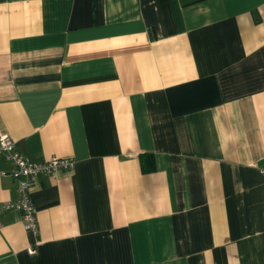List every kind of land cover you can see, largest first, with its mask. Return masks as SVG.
I'll return each instance as SVG.
<instances>
[{
  "label": "crops",
  "instance_id": "0c3cea01",
  "mask_svg": "<svg viewBox=\"0 0 264 264\" xmlns=\"http://www.w3.org/2000/svg\"><path fill=\"white\" fill-rule=\"evenodd\" d=\"M2 133L0 264H264V0H0Z\"/></svg>",
  "mask_w": 264,
  "mask_h": 264
},
{
  "label": "built area",
  "instance_id": "2783aa9c",
  "mask_svg": "<svg viewBox=\"0 0 264 264\" xmlns=\"http://www.w3.org/2000/svg\"><path fill=\"white\" fill-rule=\"evenodd\" d=\"M0 158L13 162L12 176L18 184V196L15 200L0 202V212L3 210L17 209L22 214L23 227L34 236L38 235L36 210L30 196V187L34 179L41 174L55 175L61 170L69 169L74 164L70 157L52 156L45 160L31 161L25 159L17 150L15 141L7 134H0ZM264 173V166L260 167ZM28 253H35V247L29 246Z\"/></svg>",
  "mask_w": 264,
  "mask_h": 264
},
{
  "label": "trees",
  "instance_id": "16d2710c",
  "mask_svg": "<svg viewBox=\"0 0 264 264\" xmlns=\"http://www.w3.org/2000/svg\"><path fill=\"white\" fill-rule=\"evenodd\" d=\"M142 168L145 171H150L154 168L153 166V156L151 154L142 155L141 161Z\"/></svg>",
  "mask_w": 264,
  "mask_h": 264
}]
</instances>
